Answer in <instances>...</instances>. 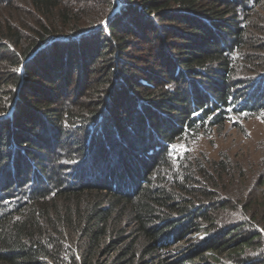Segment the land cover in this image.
Returning <instances> with one entry per match:
<instances>
[{"label":"trees","instance_id":"1","mask_svg":"<svg viewBox=\"0 0 264 264\" xmlns=\"http://www.w3.org/2000/svg\"><path fill=\"white\" fill-rule=\"evenodd\" d=\"M259 108L264 0H0V264H264V190L189 148Z\"/></svg>","mask_w":264,"mask_h":264},{"label":"rangeland","instance_id":"2","mask_svg":"<svg viewBox=\"0 0 264 264\" xmlns=\"http://www.w3.org/2000/svg\"><path fill=\"white\" fill-rule=\"evenodd\" d=\"M239 76L235 79H240ZM67 131L68 134H74L72 129H67ZM49 132L53 131L49 130ZM49 132H45L47 137L50 136ZM189 148L191 154L201 158L203 162L204 160L223 161L226 164L229 173L226 175L224 185L228 188L229 195L234 196L230 200V206L235 207L239 202L253 196V193L264 190V186L261 185V181H264V109L259 108L254 114L237 120H227L223 126L201 133L196 140L190 141ZM54 150L59 154L63 153V148H58L57 145ZM38 155L43 159L45 158L42 152ZM89 159L86 156L84 163H82L85 170H88L89 167L91 170H95V173H98V171L100 173L104 172L105 163H103V160L92 167ZM115 159L116 154L113 152L108 159L109 165ZM44 165L47 168L52 166L47 163H44ZM230 210H233L232 213L235 214L231 216H235L240 220V213L235 212L236 209L234 208ZM227 214L229 213L227 212ZM260 231L264 238V231ZM205 238L206 236L202 233L191 234L185 241L173 245L162 255L167 261L178 264L177 260L183 254L191 253L194 255L195 248L202 244L201 242ZM188 264L228 263L221 258H219V261L215 260L213 255L207 252L200 257L195 255L194 259Z\"/></svg>","mask_w":264,"mask_h":264}]
</instances>
